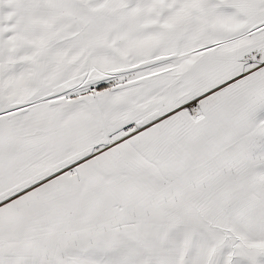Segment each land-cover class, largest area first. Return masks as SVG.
<instances>
[{
    "label": "snow or ice",
    "instance_id": "snow-or-ice-1",
    "mask_svg": "<svg viewBox=\"0 0 264 264\" xmlns=\"http://www.w3.org/2000/svg\"><path fill=\"white\" fill-rule=\"evenodd\" d=\"M0 264H264V0H0Z\"/></svg>",
    "mask_w": 264,
    "mask_h": 264
}]
</instances>
